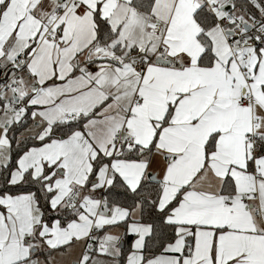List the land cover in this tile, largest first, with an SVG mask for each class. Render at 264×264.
I'll return each instance as SVG.
<instances>
[{"label":"snow or ice","instance_id":"6c2138e0","mask_svg":"<svg viewBox=\"0 0 264 264\" xmlns=\"http://www.w3.org/2000/svg\"><path fill=\"white\" fill-rule=\"evenodd\" d=\"M0 264H264V0H0Z\"/></svg>","mask_w":264,"mask_h":264}]
</instances>
